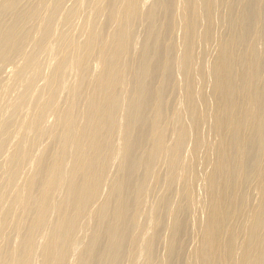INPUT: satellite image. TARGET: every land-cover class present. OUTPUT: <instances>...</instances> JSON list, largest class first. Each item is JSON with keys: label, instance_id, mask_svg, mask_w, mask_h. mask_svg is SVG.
I'll list each match as a JSON object with an SVG mask.
<instances>
[{"label": "bare ground", "instance_id": "6f19581e", "mask_svg": "<svg viewBox=\"0 0 264 264\" xmlns=\"http://www.w3.org/2000/svg\"><path fill=\"white\" fill-rule=\"evenodd\" d=\"M0 264H264V0H0Z\"/></svg>", "mask_w": 264, "mask_h": 264}]
</instances>
